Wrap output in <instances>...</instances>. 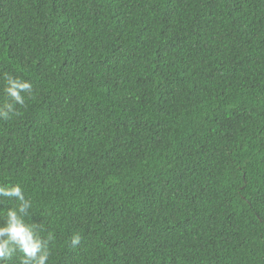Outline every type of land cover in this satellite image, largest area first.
Returning <instances> with one entry per match:
<instances>
[{
	"label": "trees",
	"instance_id": "obj_1",
	"mask_svg": "<svg viewBox=\"0 0 264 264\" xmlns=\"http://www.w3.org/2000/svg\"><path fill=\"white\" fill-rule=\"evenodd\" d=\"M5 74L48 264H264V0H0Z\"/></svg>",
	"mask_w": 264,
	"mask_h": 264
},
{
	"label": "clouds",
	"instance_id": "obj_2",
	"mask_svg": "<svg viewBox=\"0 0 264 264\" xmlns=\"http://www.w3.org/2000/svg\"><path fill=\"white\" fill-rule=\"evenodd\" d=\"M4 93L8 97L7 102L0 106V118L7 120L13 115H18L17 105L24 106L26 98L32 97V84L19 77L9 74L4 75ZM27 93V97L25 96ZM4 200L16 201L14 207H10L4 213L3 223L0 224V264L18 256V264H48L52 255L49 242L53 234L49 232L47 238L41 233L43 226H37L35 222H26L29 210L33 207L30 199H26L24 190L20 184L12 186L0 185V204ZM80 243V236L74 235L71 244Z\"/></svg>",
	"mask_w": 264,
	"mask_h": 264
}]
</instances>
